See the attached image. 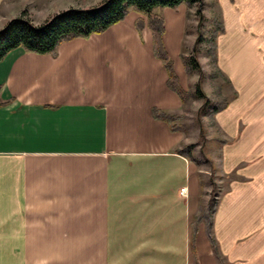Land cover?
Returning a JSON list of instances; mask_svg holds the SVG:
<instances>
[{
  "label": "crops",
  "instance_id": "1",
  "mask_svg": "<svg viewBox=\"0 0 264 264\" xmlns=\"http://www.w3.org/2000/svg\"><path fill=\"white\" fill-rule=\"evenodd\" d=\"M69 8L88 9L0 0V30L26 9L40 25ZM196 12L156 10L184 91L196 75L182 60ZM201 16L213 86L227 100L206 126L218 133L205 136L208 170L179 152L192 143L187 128L154 117H185L187 106L167 85L146 16L130 12L54 56L18 48L4 57L0 264H264V0H203ZM211 198V221H196Z\"/></svg>",
  "mask_w": 264,
  "mask_h": 264
},
{
  "label": "trees",
  "instance_id": "2",
  "mask_svg": "<svg viewBox=\"0 0 264 264\" xmlns=\"http://www.w3.org/2000/svg\"><path fill=\"white\" fill-rule=\"evenodd\" d=\"M203 0H103V2L92 8L80 9L69 8L61 11L40 25H34L27 17L26 11H22L19 16L8 21L0 30V62L14 49L21 48L28 53L37 55L56 54L58 47L67 41L74 39H86L94 34L105 32L111 26L123 21L130 12H135L147 17V26L152 34L153 52L156 57L162 60L168 72V87L174 91L181 99L183 105L190 101H202L198 110V117L201 115L212 118L214 114L221 111L227 105V100L211 102L202 91L198 80L194 90L184 91L178 84V79L173 71L170 59L167 57L162 35L164 33L163 18L156 13V10L163 8L175 9L185 4L189 8L196 6V15L201 21V8ZM189 17V13H188ZM138 31L143 28V22H135ZM216 25V30L217 26ZM212 42V39H210ZM203 39L198 37L195 47L202 43ZM212 48L210 57H212ZM188 75H193L200 71V64L195 56L182 57ZM154 117L168 123L173 131H180L185 128L184 124H175L185 118L177 115H169L157 110L153 111ZM200 140H204L203 131L200 130ZM197 147L203 153L201 143L183 145L179 152L188 157H192ZM197 165L200 161L194 160ZM216 207V201L211 198L208 210L197 217L196 221H206L209 223Z\"/></svg>",
  "mask_w": 264,
  "mask_h": 264
},
{
  "label": "rangeland",
  "instance_id": "3",
  "mask_svg": "<svg viewBox=\"0 0 264 264\" xmlns=\"http://www.w3.org/2000/svg\"><path fill=\"white\" fill-rule=\"evenodd\" d=\"M77 1H79L81 7L85 6L87 8L96 7L102 2V1L99 2L100 0H77ZM24 11H26L28 19L34 25H39V23L34 22V20L31 17L33 15H30L27 9ZM37 18H40V16L39 17L37 16ZM40 21L42 20L40 19ZM202 23L203 21L202 20L200 21L197 15H194V17L190 16L188 20V32L194 35L195 42L198 37L203 39L208 36V33H207L208 31L205 29L206 27ZM203 41H205L204 44L199 43L196 47H195V42H194L193 46L192 47L190 46V49L187 50L188 55L184 56L186 58L190 56H195L201 68L199 72L195 73L197 75V76L195 75V79L192 78V80L190 81V84H191L190 90L192 91L195 89L197 82L199 80L202 91L205 93V95H207L206 97L210 99L211 98L215 99L217 102L216 104H218L220 100H223L224 98L219 96L218 93H216V87L213 86V82H212L216 74L214 71L211 70L212 60H211V57H209V53L212 48V42L211 40L209 41L207 39ZM201 105H202L201 100L190 101L186 104L187 107L185 110V117H184L185 119L183 121V124L185 125V128H187L188 130L190 141H192V143L190 144L201 143V145H203V153H200V147H197L195 152L192 154V158L194 160L201 162L199 167L203 165L204 168L208 170V166H211V163L205 152L206 151L205 143L207 142V139L205 138V136L206 137L209 136V138H213L215 136L218 137V133L217 131L212 132V129L210 130L206 127V126L208 127L212 126L210 124L211 121L208 117H205L203 115L198 117V110L201 107ZM200 130H202L204 134L203 141L200 140ZM211 190H212L213 195H215V193H219V189L217 188V185L216 186L214 185L213 181H212Z\"/></svg>",
  "mask_w": 264,
  "mask_h": 264
},
{
  "label": "built area",
  "instance_id": "4",
  "mask_svg": "<svg viewBox=\"0 0 264 264\" xmlns=\"http://www.w3.org/2000/svg\"><path fill=\"white\" fill-rule=\"evenodd\" d=\"M179 194H180V196L185 197L186 194H187V188L186 187L181 188L180 191H179Z\"/></svg>",
  "mask_w": 264,
  "mask_h": 264
}]
</instances>
